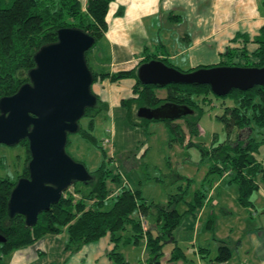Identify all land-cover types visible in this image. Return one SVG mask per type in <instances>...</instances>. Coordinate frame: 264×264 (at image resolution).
<instances>
[{
	"label": "trees",
	"instance_id": "16d2710c",
	"mask_svg": "<svg viewBox=\"0 0 264 264\" xmlns=\"http://www.w3.org/2000/svg\"><path fill=\"white\" fill-rule=\"evenodd\" d=\"M114 1L87 0L83 6L80 0H0V99L12 96L21 86L29 83L28 73L35 67L34 55L42 46L56 42L59 30L75 28L90 35L95 43L102 40L108 29L106 15L109 5ZM121 14L122 10H119L117 15ZM232 43L235 47L228 48L218 64L182 72L216 66L264 67V26L253 39L249 40L240 35ZM250 43L255 46L252 51L248 50ZM90 50L85 53V59L92 73V85L104 80L110 83L134 80L133 96L120 102L126 120L141 128L148 127L152 122H163L171 134L170 144L182 147L187 142L190 143L199 134L198 125L203 108L212 103L213 97L223 99L220 105L222 114L217 119L223 124L226 137L222 141L218 140L217 134L212 137L206 154L213 163L208 168L205 182L211 187L213 179L210 176L220 178L229 175V182L237 186V203L243 208L253 207L250 198L259 190V182H264V162L258 157L264 138L257 141L253 136L255 130H264V86H255L247 91L233 90L226 96L217 97L207 85L171 84L164 88L143 85L137 79V68L142 63L159 60L173 66L155 55H146L131 70L97 72L88 64L87 54ZM98 64L104 65V62L99 59ZM157 90L163 92L161 97L157 95ZM169 106L185 107L188 112L175 119H148L138 116L140 109H166ZM108 110V106L97 97L96 106L86 109L81 117L88 119L86 127L80 125L81 119L78 122L79 130L76 134L95 148H100L93 134L95 118L99 112ZM243 131L246 136L239 139ZM18 145L23 148L25 155L22 173L15 180L0 178V235L5 239L0 244V262L13 251L31 246L46 236L59 235L66 229L68 241L65 251L77 252L83 246L108 236L113 244L107 254L108 259L112 264H126L118 245L122 240L125 245L138 244L140 240H145L147 264H159L167 241L173 239V232L184 216H195L205 200V194L196 191L193 201L187 203L184 213H179L176 206L184 201L186 190L171 195L166 205L146 203L139 191L127 186L111 189L108 183L119 185L120 175L109 169L103 161L96 170L88 171L92 177L89 182L75 183L56 204L38 215L33 227H28L23 216L15 214L10 217L7 209L10 193L17 181L28 178V142L23 140ZM148 216L154 217L155 224L145 225ZM126 226L131 229V236L123 238L121 231ZM222 243L214 258L216 263H224L231 257L228 246ZM199 252L208 257V249L199 248ZM181 259L185 260V254L181 248L175 246L168 261Z\"/></svg>",
	"mask_w": 264,
	"mask_h": 264
},
{
	"label": "rangeland",
	"instance_id": "374dc122",
	"mask_svg": "<svg viewBox=\"0 0 264 264\" xmlns=\"http://www.w3.org/2000/svg\"><path fill=\"white\" fill-rule=\"evenodd\" d=\"M105 51L106 47L100 40L88 52V64L92 70L97 72L109 71V65L105 63L108 59ZM99 59L104 62V65L98 64ZM179 70L186 71L181 68ZM98 87L93 85L95 90H98ZM156 93L160 97L163 95V92L159 90ZM212 99V103L203 108V115L198 125V136L182 147L177 144H170L171 134L163 122H152L145 128L135 127L126 120L125 111L121 107L111 109L110 112L101 111L96 116L93 134L98 140L97 145L100 148L93 147L77 134L68 136L66 146V151L70 157L74 161L84 163L89 172L96 170L104 161L109 169L120 175L119 185L108 183L109 187L117 190L120 186H127L132 190L139 191L146 203L153 202L166 205L171 195L186 190L184 201L176 206L179 213H184L187 209V203L193 201L195 192H203L205 200L202 208L195 212V216H184L174 231V236L179 237L184 232H210L207 234L209 237L207 245L213 250L209 256V261L214 259L213 257L217 254L216 250L219 245L216 246V244L219 242H214V240L219 241L216 238L219 235L224 237L221 240H232L233 243L238 238H243V246L247 245L251 248L254 243L251 236L255 234L257 236L256 245L264 246V182H259V190L252 194L250 199L254 205L250 208H243L235 202L237 186L229 182V175L220 178L210 176L213 179L211 187L208 182H205L208 168L213 163V160L206 154L212 137L217 134L220 141L226 137L224 126L217 119L222 114L220 105L223 99L214 97ZM226 102L228 103L227 100ZM87 120V118H82L80 125L86 127ZM245 136L246 133L243 131L239 139H244ZM253 136L257 138V141H261L264 138V130L262 132L255 130ZM258 157L264 162V145L259 148ZM24 158V151L20 145L14 147L0 145V178L15 180L17 175L23 171ZM216 185L218 186L217 191L210 200L208 193L210 188H214ZM224 193L228 197L227 201L221 199ZM145 222L147 223L145 225L150 226L155 224V219L148 216ZM153 232L156 233V230ZM212 232L216 233L212 234ZM121 235L123 238L130 237V227L126 226L121 231ZM52 238L56 240L58 245L66 244L68 241L66 229ZM180 239V246L187 255V259L192 260L194 256L190 248L193 245L192 242L187 238ZM202 240L203 236L200 235L198 245H202ZM101 242L107 243V238ZM233 243L230 245V249L234 250L235 245ZM119 245L120 249L127 246L123 244V240ZM144 245L145 240H140L138 244L132 245L131 248H136V253L134 254L132 250L130 257L136 258L140 251L145 250ZM169 246L170 243L167 241L160 258L161 264H169L167 261L172 249ZM18 250L20 249L5 256L0 264H8V260L13 258L12 254ZM243 253L244 249L241 250L240 256L243 257ZM147 259L146 252L145 260L147 261ZM60 262L57 259L44 257L36 264H60ZM180 264L186 263L181 262Z\"/></svg>",
	"mask_w": 264,
	"mask_h": 264
},
{
	"label": "water",
	"instance_id": "95a60500",
	"mask_svg": "<svg viewBox=\"0 0 264 264\" xmlns=\"http://www.w3.org/2000/svg\"><path fill=\"white\" fill-rule=\"evenodd\" d=\"M95 40L75 28L58 31L57 41L42 46L34 55L35 67L29 83L9 97L0 99V145L14 147L28 142V178H20L7 203L10 217H24L33 227L38 215L56 204L75 183H87L86 167L66 153L67 138L79 130L78 122L86 109L97 104L92 91L93 77L85 53ZM137 79L143 85H207L217 97L233 90L247 91L264 86L263 68L216 66L182 72L159 60L142 63ZM185 107L140 109L139 117L175 119ZM5 239L0 235V244Z\"/></svg>",
	"mask_w": 264,
	"mask_h": 264
},
{
	"label": "crops",
	"instance_id": "0c3cea01",
	"mask_svg": "<svg viewBox=\"0 0 264 264\" xmlns=\"http://www.w3.org/2000/svg\"><path fill=\"white\" fill-rule=\"evenodd\" d=\"M80 1L84 6L87 0ZM119 10H122V14L118 16ZM106 23L108 29L101 41L106 47L109 72L131 70L146 55H155L175 68L189 70L218 64L223 60L226 50L235 47L232 43L234 38L242 35L251 40L257 36L264 26V0H115L109 5ZM254 47L252 43L248 44V50L252 51ZM134 83L131 79L118 83H110L108 80L97 81L93 85L99 86L98 90L92 85V91L108 106L110 112L111 109L120 107L121 100L133 96ZM217 188L216 185L208 193L210 200ZM221 199L227 201L228 197L224 193ZM235 202L237 203V197ZM209 233L184 232L177 237L173 232V239L168 242L169 247L181 248L180 238H187L193 244L190 248L194 256L192 260H188L185 255V260L167 262L169 264L181 262L264 264V246L256 245L255 234L251 236L254 242L251 248L247 245L243 246V238H238L233 243L232 240H221L224 239L221 235L220 238L214 235L219 240H214L219 242V244L215 243L216 246L224 242L231 252V257L224 263H212L214 259L209 261V256L213 249L207 245ZM200 235L203 236L202 245H198ZM52 237L46 236L35 244L14 252L8 264H36L44 257L57 259L61 261L60 264H111L107 254L113 244L108 236L85 245L73 253L65 251V244L58 245ZM105 238L107 243L101 242ZM232 243L235 245L234 250L230 249ZM132 245L136 244H127L121 249L118 245L126 264H147L146 248L134 258L130 257L132 250L134 254L136 253V248L132 249ZM199 248L208 249V257L200 253ZM242 249H244L243 257L240 256Z\"/></svg>",
	"mask_w": 264,
	"mask_h": 264
}]
</instances>
